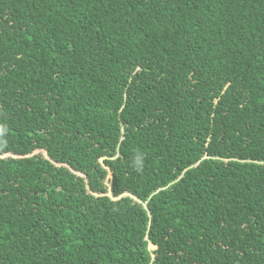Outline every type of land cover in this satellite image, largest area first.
Listing matches in <instances>:
<instances>
[{
  "label": "trees",
  "instance_id": "16d2710c",
  "mask_svg": "<svg viewBox=\"0 0 264 264\" xmlns=\"http://www.w3.org/2000/svg\"><path fill=\"white\" fill-rule=\"evenodd\" d=\"M0 264H264V0H0Z\"/></svg>",
  "mask_w": 264,
  "mask_h": 264
},
{
  "label": "rangeland",
  "instance_id": "374dc122",
  "mask_svg": "<svg viewBox=\"0 0 264 264\" xmlns=\"http://www.w3.org/2000/svg\"><path fill=\"white\" fill-rule=\"evenodd\" d=\"M152 248V247H151ZM153 249V248H152Z\"/></svg>",
  "mask_w": 264,
  "mask_h": 264
}]
</instances>
